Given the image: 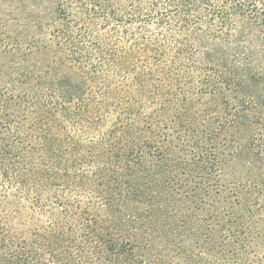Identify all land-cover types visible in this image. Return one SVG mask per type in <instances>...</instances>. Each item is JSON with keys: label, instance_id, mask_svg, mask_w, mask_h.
Returning <instances> with one entry per match:
<instances>
[{"label": "trees", "instance_id": "obj_1", "mask_svg": "<svg viewBox=\"0 0 264 264\" xmlns=\"http://www.w3.org/2000/svg\"><path fill=\"white\" fill-rule=\"evenodd\" d=\"M235 15L193 37L186 85L82 36L0 52V264H264V54Z\"/></svg>", "mask_w": 264, "mask_h": 264}, {"label": "rangeland", "instance_id": "obj_2", "mask_svg": "<svg viewBox=\"0 0 264 264\" xmlns=\"http://www.w3.org/2000/svg\"><path fill=\"white\" fill-rule=\"evenodd\" d=\"M100 1L108 10H92L90 0H39L38 5L0 0V52L23 48L29 53V49L46 46L59 59L63 54H57V46L82 36L89 47L95 40L107 54L120 56L126 65L153 71L152 85L161 82L168 87L164 73L172 80L182 78L186 85L191 73L188 59L195 54L193 37L204 35L209 28L220 32L227 27L225 21L233 25L232 29L238 28L241 20L235 14L240 12L252 25L258 54H264V0H202L190 9L187 18L180 4L167 0ZM55 6L62 11L54 12ZM62 29L67 30V36L56 38ZM147 47L152 50L146 51ZM120 79H126L124 74ZM18 192L14 182L0 177V230L6 228L5 223H12L11 209L6 210L5 203ZM81 196L75 192V198Z\"/></svg>", "mask_w": 264, "mask_h": 264}]
</instances>
